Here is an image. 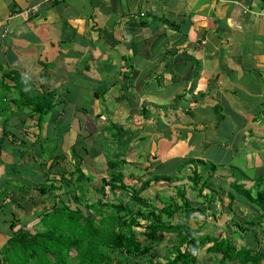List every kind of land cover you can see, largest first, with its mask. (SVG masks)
I'll return each instance as SVG.
<instances>
[{
	"label": "crops",
	"instance_id": "0c3cea01",
	"mask_svg": "<svg viewBox=\"0 0 264 264\" xmlns=\"http://www.w3.org/2000/svg\"><path fill=\"white\" fill-rule=\"evenodd\" d=\"M146 68L153 70L152 78ZM150 86L157 93L153 109L143 103ZM21 87L36 94L54 90L55 108L39 117L31 107L22 110ZM86 88L92 92H87L88 103L94 100L84 113L87 122L77 115L85 107ZM165 91L174 92L169 111L163 109ZM65 115L72 120L66 133L74 130L73 138L67 137L71 146L81 134L93 137L98 124L107 128L110 120L128 131L129 143L149 139L145 155L154 157L149 169L178 171L175 183L186 188L192 203L201 201L197 191L189 196V189L195 191L194 171L209 178L212 191L240 183L236 172L260 171L253 179L264 178V0H0V186L7 181V193L16 187L3 201L9 205L7 213H0V250L10 237L13 212L25 214L12 198L36 194L32 187L47 170L43 163L49 158L39 161L36 139L44 133L47 138L54 132L50 122L60 123ZM99 161L94 156L89 165ZM28 169L34 173L29 179ZM227 205L228 200L217 202L224 212L197 220L200 233L253 217L240 214L236 204L222 209ZM211 244L199 247V264H212ZM166 256L158 260L155 255V261Z\"/></svg>",
	"mask_w": 264,
	"mask_h": 264
},
{
	"label": "trees",
	"instance_id": "16d2710c",
	"mask_svg": "<svg viewBox=\"0 0 264 264\" xmlns=\"http://www.w3.org/2000/svg\"><path fill=\"white\" fill-rule=\"evenodd\" d=\"M18 92L19 100L24 102L19 107L22 110L31 107V112L38 117L55 108L54 90L36 94L21 87ZM39 123L38 118L40 126ZM40 140L36 139L38 143ZM78 141L72 146L74 150ZM71 157L73 170H57L61 163L71 164L66 153L49 157L52 159L49 164L43 163L47 166L43 169L47 170L39 183L32 187L42 196L41 200L36 197L37 193L31 197L26 193L12 198L25 214L33 211L35 220H22L21 213L13 212L12 231L7 245L0 250V264H199L198 249L208 242L212 244L207 247V252L217 256L222 264H264V237L263 244L258 239L259 227L264 223V178H256L263 181H260L255 194L252 187L249 189L244 186L246 183L237 182L230 190L220 187L212 191L210 181L199 171H194L192 188L203 200L192 203L186 188H178L173 183L177 178L172 181L170 175L151 176L149 167L146 168L147 174L131 175L141 182L139 186L138 182L129 184L124 171L126 159L108 160L111 172L102 174L99 183L95 184L97 186L91 190L84 185L90 176L83 170V159H79L78 153ZM161 181L173 183L182 202L173 197L160 207L150 197L144 196L152 182ZM92 191H95V197L89 200L87 193ZM238 195H243L242 198L253 208V212H248L253 217H244L239 223L233 220V231L239 229L247 237L251 234L258 242L257 248L247 239L238 246L233 234H228L226 229L218 233L212 230L200 233L202 225L197 220L204 221L209 213L216 218L224 212L217 208V202L224 204L228 200V205L222 209H232L237 204ZM49 197L52 202H49ZM8 205V202H3L0 213L5 212ZM192 221L197 224L196 228ZM19 224L20 227L16 228ZM161 233L173 234L177 243L169 249L164 262H157L153 258L156 255L154 246Z\"/></svg>",
	"mask_w": 264,
	"mask_h": 264
},
{
	"label": "rangeland",
	"instance_id": "374dc122",
	"mask_svg": "<svg viewBox=\"0 0 264 264\" xmlns=\"http://www.w3.org/2000/svg\"><path fill=\"white\" fill-rule=\"evenodd\" d=\"M155 60H156V58H152L151 61H155ZM146 69L151 74V75H149V77L152 78V76H154L153 70L148 69V68H146ZM86 89H87L85 92L86 98L84 99V102H81L82 105H85V107H84L85 109L83 107H79L80 113L77 114V115H79L78 117L83 118L85 120V122H87L88 119H87V115H85L84 113L88 110L89 111L91 110V107H92L93 102H94V100H93L92 102L88 103L87 92L90 94H92V92H90L88 90V88H86ZM149 89H151L152 92H149ZM149 89H148L146 95L144 96L143 103H144V101H146L149 104V105H147L148 109H153L154 107H156V104L154 102L153 97L156 96L157 93L155 92V90L152 86H150ZM173 93L174 92H172V91H165L164 93H162V98L163 97L166 98V100L163 102V105H164L163 109L164 110L166 109L167 111H169L171 109V107L173 106V104L175 103V100H171L170 102L168 101V99H170V95ZM47 119H50V118L47 117ZM89 119L93 122L94 118L89 117ZM70 123H72V120L68 115H65L62 122H60V123L59 122L53 123V120L50 122V126L52 127V130L54 132L50 133L47 138L45 137L46 134L44 133L43 134L44 137L36 145L38 148H35L41 154V156H39V158L41 157L39 161L43 162V160L46 161L49 157L54 156L56 154L66 153L68 156L67 161H71V163L74 164V161H73L71 155L78 153L79 149L76 146L75 150H74V148H72V146H71L72 145L71 142L73 140L71 138L67 139V137H69V136L72 137L74 134L73 133L74 130L71 131L70 134L66 133L67 132L66 127ZM98 125H99L98 131L96 133H93V135L91 133V135L93 137L88 138L85 135L81 134V138H79V141H78V145L82 148V150H84V152L83 151L81 152V150H80L81 155L78 153L79 159H84V163L82 164L83 170L88 176H90V178H89L90 180L84 184L85 187H91V190L94 189V186H97L95 184L99 183V178L101 177V175L102 174L107 175L108 172H111V170L109 171L108 167H107V169L102 170L101 165H105L108 160L126 159L124 155L127 152H129V154L127 155V159H129V160H127L128 163L124 165V171H125V174L127 177V182L129 184L134 183V182H138L137 184L139 186L141 182L138 181L137 177L131 178V175L136 174L137 176H142L143 174L146 173V168L149 167L148 163L150 161L152 162L154 160L153 156L150 157V156L145 155V153L150 151L148 144H147L149 142V139H146L144 141H137V139H134V141L132 140L131 143H129L128 140H125L128 138V135H129L128 131L119 130L118 126L113 125L111 120L109 123L106 122L105 126L107 128H104V125H102V124H98ZM77 134H78V136L80 135L79 132ZM107 136H109L110 138ZM67 141L69 142V148H66V142ZM113 142L120 145V148L118 150L123 152L124 154H115V152L118 150L115 151V149L112 147L111 144H113ZM135 147H136V149H135ZM139 148L143 149V154H141V156L138 155L139 154ZM130 150H131V152H130ZM21 153H25V152L21 151ZM94 156L98 157V159H101V162L100 161L96 162V163H98L97 165H95V164L89 165L91 158H93ZM102 159H104L106 162ZM51 160L52 159L49 158L48 163H50ZM22 161L23 160H21V161L19 160V162H22ZM245 161H246V159H241V163H243ZM157 163H160V161H158ZM72 164H69V162L68 163H61V168L72 169L73 168ZM45 165H43V167ZM222 165L229 166L228 164H222ZM29 167H30L29 164H27V167H21V168L17 167V173H19L20 169L29 168ZM35 168H36V166H35ZM243 169L245 170V172H247L245 167H243ZM38 172L41 173L40 170H38ZM151 173H152V171H151ZM258 173L260 174L261 172L259 171V172H251V173H244V174L243 173L240 174V173L236 172V177H240L239 181H241V178H242L243 182H240V183H246L247 186L245 184H244V186L249 188V189L252 187L253 192L255 194L256 189H257L258 185L260 184V181H258L256 178L255 179H253V178L255 175H258ZM41 174H43V173H41ZM155 174L170 175V178L172 179V181H174L175 178H177V179L180 178V176H177L178 171H171L170 172L168 170H164L163 167H161L157 170H154V172L151 175H155ZM25 176L29 179L32 176L34 177V173L28 169V172L25 174ZM249 177H250V179H253V180H250V179L247 180V178H249ZM6 182L7 181H2L1 186H0V190H1L0 191V204L6 200L7 194L16 188V187L14 188L11 185V187L8 188V193L3 191V188L6 184ZM173 183H175V182H173ZM173 183L170 184L167 181H161L158 183L152 182L151 187L147 190L148 192L145 193L144 195L151 196L152 199L154 200V202L156 201V203L159 206H162L164 200L168 201L171 199V197L176 195V191L173 187ZM226 183L228 184V181ZM226 183L224 184V186H227ZM177 184H179V183H177ZM207 184H209V183H207ZM209 186L212 187L210 184H209ZM182 187H184V186H182ZM178 188H180V186H178ZM189 190H190L189 196L192 197L196 193V190L195 191H193L192 189H189ZM94 193H95V191H92V193L91 192L87 193L89 200H90V198L94 199V197H95ZM157 193L159 195H157ZM209 195H211V193ZM40 196L41 195H39V194L37 195V197H40ZM242 197H243L242 195H241V197H239V196L237 197V204L236 205L238 206L237 210L239 211V213L242 215H245L249 211L253 212V208L250 206V204H248L245 201V198H243L244 200H242L241 199ZM202 200L203 199L201 198V201ZM49 202H52L51 197H49ZM5 212L7 213L8 210H6ZM37 212H40V211H37ZM20 213H21L20 217L22 218V220L23 219L24 220H26V219L35 220L34 219L35 217H33V214H32L33 211L29 214H23V215H22V212H20ZM13 218L14 217L12 215V219ZM211 219H212L213 225H219L215 220H213V218H211ZM33 220H32V222H33ZM232 220H234V219H232ZM233 222H232V224H233ZM223 224L225 225V229L227 230V233L228 234L232 233L233 236L235 237V240L238 239L237 242L239 244L246 241L247 235H245L239 229L237 231H233L234 225L229 226L227 224V222L226 223L224 222ZM31 226L32 225H30V227ZM19 227H20V224L16 228H19ZM194 227H196V225H194ZM210 228H212L211 225H210ZM137 229L139 231L140 230L143 231V229H141V228H137ZM212 231H214L215 233L220 232L216 228H215V230H212ZM202 232H205V229H203ZM242 237H244V238H242ZM263 237H264V223H263V226L259 227L258 239H259L260 244H263V241H262ZM174 238L176 239V237L174 235L167 234V233H161L156 238L157 242H156V245L154 246V252H156V258L158 260H163L165 254L169 255V249L172 248V244L175 243ZM250 242L254 243V244H251V243L250 244L252 246H254L255 248L258 247V242L254 238L250 239ZM206 244H208V243H206ZM210 244H211V242H210ZM200 253L204 254L205 253L204 249L200 250ZM73 254H74V252H73ZM212 256L214 258L212 260V264H218L219 258L215 255H212ZM153 258L156 259L155 257H153ZM128 264H132V262H130ZM224 264H232V263H224Z\"/></svg>",
	"mask_w": 264,
	"mask_h": 264
},
{
	"label": "built area",
	"instance_id": "2783aa9c",
	"mask_svg": "<svg viewBox=\"0 0 264 264\" xmlns=\"http://www.w3.org/2000/svg\"><path fill=\"white\" fill-rule=\"evenodd\" d=\"M30 12H31V11H30ZM30 12H28V13H30ZM6 35H7V31L5 30V31H3V32L1 33V38L4 39V38L6 37Z\"/></svg>",
	"mask_w": 264,
	"mask_h": 264
}]
</instances>
